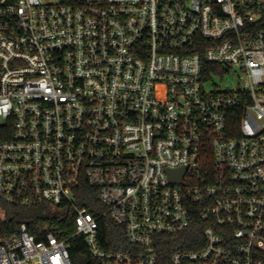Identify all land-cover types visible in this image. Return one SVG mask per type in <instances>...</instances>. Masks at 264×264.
<instances>
[{"label":"built area","instance_id":"1","mask_svg":"<svg viewBox=\"0 0 264 264\" xmlns=\"http://www.w3.org/2000/svg\"><path fill=\"white\" fill-rule=\"evenodd\" d=\"M0 201L71 206L99 264H264V0H0ZM67 242L21 223L0 264Z\"/></svg>","mask_w":264,"mask_h":264},{"label":"trees","instance_id":"2","mask_svg":"<svg viewBox=\"0 0 264 264\" xmlns=\"http://www.w3.org/2000/svg\"><path fill=\"white\" fill-rule=\"evenodd\" d=\"M76 193L75 205L85 207L98 218L102 240L100 243L108 248H120L124 242L123 228L117 225L108 215L105 208L95 197L92 189L81 186ZM3 213V214H2ZM75 213L71 206L59 207L40 204L29 208H9L0 201V231L9 234L15 231L21 223L27 226L28 233L36 240L42 239L43 234L52 232L59 239L68 238L67 250L71 264H99L89 253L83 238L74 233Z\"/></svg>","mask_w":264,"mask_h":264},{"label":"water","instance_id":"3","mask_svg":"<svg viewBox=\"0 0 264 264\" xmlns=\"http://www.w3.org/2000/svg\"><path fill=\"white\" fill-rule=\"evenodd\" d=\"M183 171L168 172V177L171 182H180Z\"/></svg>","mask_w":264,"mask_h":264},{"label":"rangeland","instance_id":"4","mask_svg":"<svg viewBox=\"0 0 264 264\" xmlns=\"http://www.w3.org/2000/svg\"><path fill=\"white\" fill-rule=\"evenodd\" d=\"M230 79H231V77H230V76H227V77H226V81H225V83H228L229 85H231L232 83H231V81H229ZM215 80L219 82V79H218V78H215ZM221 83H222V82H221ZM222 84H223V83H222Z\"/></svg>","mask_w":264,"mask_h":264}]
</instances>
